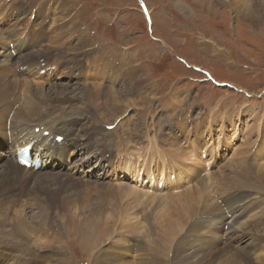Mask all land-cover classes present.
<instances>
[{
	"label": "bare ground",
	"instance_id": "bare-ground-1",
	"mask_svg": "<svg viewBox=\"0 0 264 264\" xmlns=\"http://www.w3.org/2000/svg\"><path fill=\"white\" fill-rule=\"evenodd\" d=\"M194 1L200 6L210 5L209 0ZM218 3L230 5L228 11L233 13L241 9L250 21L254 20L257 11L264 13V0H218ZM65 4L60 0L56 5L60 14L57 18H53V10L46 18L44 7L43 23L34 18L40 15V10L34 13L16 8V0H0V219L3 224L9 219L13 225L8 240H0V264L50 260L54 255L51 246L29 251L26 241L27 233H36V239H41L51 230L58 232L54 240L72 234L87 249H91L100 236L106 241L111 233L125 231L118 235L119 238L126 237L125 242H112L108 244V250L101 249L100 264H264V208L260 209L261 217L257 221L248 223L250 216L247 217L264 206V140L259 151L255 149L251 156L247 155L235 164L230 170L231 176H219L214 182L215 188L208 192L209 175L203 178L209 173L203 165L207 160L200 158L191 164L186 173L193 171L196 193L191 197L186 193L178 196V202L173 204L174 211L163 215L168 220H162L163 229L155 234L156 238L149 240L148 230L158 227L157 218L153 219L156 209L161 206L166 213L164 208L168 203L166 207L162 205L160 200L164 198L160 191L165 190L166 198L170 186L176 187L174 182L179 184L181 181L177 178L166 187L161 183L156 187L155 182L151 187L155 191L143 186L141 181L147 176L150 183L146 165L153 166L155 162L157 175L161 164L156 161L166 162L165 165L169 162L170 168L182 164L177 155L178 151L185 150L173 132L180 129L186 134L187 126L175 112L182 97L168 107L177 118L169 119L165 125L169 134L154 123H146L144 130L154 133V138L148 142L150 147L138 148L136 155L131 154L134 157L127 158L126 154L134 149L129 144L138 145L142 141L139 129L143 122L139 111L136 114L131 111V117L127 114L135 106L152 103L155 92L147 76L138 66L132 65V61L94 46L83 30L72 23V10L66 13ZM176 6L190 15L191 10L181 0L176 1ZM32 22L39 27L37 31L29 29ZM69 23L73 25L72 30L65 32ZM22 27L23 31L17 37L15 31ZM8 43H13L11 47L15 48L16 57L8 50ZM99 81L101 84H95ZM248 112L244 111V115L249 118L255 114L254 109L250 110L251 114ZM232 113L226 110L219 116L215 110L209 117L227 121V116L234 117ZM176 123L181 124L180 128L173 127ZM103 125H112V128L107 131ZM262 126L264 129V122ZM203 128L206 129L202 131ZM199 130L202 134L207 130L203 121L195 126L196 139ZM190 135L191 131L185 136L188 139ZM159 143L166 145V149H162L165 153L160 152ZM27 144L31 145L33 155L40 158L38 169L17 164V151ZM206 145L207 142L201 149ZM120 148L125 156L119 158L125 161L132 157L129 161L138 165L132 171L135 176L132 180L140 186V191L138 186L129 192L128 186H122L119 181L116 187L107 183L119 172H129L119 163L112 166ZM212 152L216 151L213 149ZM172 154L176 159H172ZM154 156L158 159L153 160ZM139 157L148 163L145 165ZM150 171L154 174L152 169ZM256 184L263 189L257 188ZM198 186L202 190L197 189ZM89 190L92 199L89 198L80 210L76 207L73 210V205L77 206L73 200H80L81 204L87 200L85 193ZM219 201L232 214L228 221ZM32 206L39 210L35 219L29 214L25 216ZM11 212L15 216H9ZM123 215H126L123 221H130L125 230L121 224L116 226ZM138 217L140 219L135 220ZM246 217V222L234 227ZM37 222H41V226ZM4 235L2 226L0 236ZM244 236L251 242L240 247L238 244ZM203 237L207 239L206 243Z\"/></svg>",
	"mask_w": 264,
	"mask_h": 264
},
{
	"label": "rangeland",
	"instance_id": "rangeland-1",
	"mask_svg": "<svg viewBox=\"0 0 264 264\" xmlns=\"http://www.w3.org/2000/svg\"><path fill=\"white\" fill-rule=\"evenodd\" d=\"M16 1L18 4L16 8H25L27 11H34V13L40 10L41 16L35 15L34 17L36 21L43 22L42 10L44 7V10L46 9V18L53 11L56 14H53V18H57L60 15L56 9V5L60 0ZM61 1L66 3L64 5V7H67L66 13L68 10H72V23L83 30L84 35L93 42L94 46L100 50H109L116 55H122V59L124 60L128 59V61H132V65L138 66L139 70L147 76V81L155 92L152 103L146 102L139 107L135 106L127 114V117H131V111L134 114L139 111L141 113L140 119L143 120L141 124L142 128L139 129V133L142 136L140 140L142 141L138 144L139 146L135 143H132L133 145L129 144L134 149L132 148L131 153L126 154L128 155L127 158L130 156L134 157L135 153L139 152L138 148L150 147L148 146V142L154 138V133L144 130L146 123H154L156 127H159H157L158 129L161 130L162 128L163 132L167 134H169V131L166 126L168 120L171 118L177 117L183 120L187 126V129H185L186 134L180 129L173 130L174 134L180 139L179 145L185 150V152L178 151L177 156L180 163H182L181 165L176 164L175 167L171 166L172 168H170L169 162H167L168 165H165L166 162L162 164L161 161H156L157 164H161L159 173L156 175L155 162L153 166L151 164L146 165L148 161L139 157L145 161L146 172L151 177L150 183L147 176H145L147 180L141 181V184L146 188L155 191L154 188H151L155 182L156 187L159 183L163 187H166L165 185L168 186V182L172 183L177 178H180L181 181L179 184L174 182L176 187L170 186L167 190L168 194H166V198L165 190L160 191L163 194L162 198H164L160 200L163 202L162 205L164 206L166 203L169 205L166 204L167 207L165 205L166 208L164 209L166 213H163V207L159 206L153 215V219L157 218L158 220V222L154 220V223L157 222L156 224L159 229L156 227L158 231L152 229L149 232L148 230V235L149 240L154 236L156 238V235L162 228L161 224L164 223H162V220L168 221L164 216L170 210L172 211L173 209L174 211L173 204L178 202V196H183L186 193V195L191 197L196 193L194 189V186L197 184L194 180L195 175L193 171L188 174L186 173L191 164H195L200 158L203 161L207 160L203 165L208 168L209 173L203 178L209 175L206 190L208 192L215 188L214 182L218 181L219 176H231L230 170L235 164L242 162L247 155L251 156L255 149L259 151L261 148L259 145L264 140V129L262 126V122H264V13L262 10L257 11L254 20L250 21L246 12H241V9H238V13L228 11L230 5H220L218 0H209L210 5H205L206 7L196 4L194 0H181L191 10L190 15H186L178 9L176 1L178 2L179 0ZM224 1L226 2V0ZM39 2L43 3L39 4ZM45 17L44 20L46 19ZM72 23L68 24L65 32L72 30ZM38 28L33 25V22L29 25V29L34 31H37ZM22 31L23 27L15 31L16 36L18 37ZM45 41H47V37ZM12 44L8 43V48H10L8 50L13 49L9 47ZM61 81L59 80V82ZM95 84H101V81ZM179 97H182V101L175 110V112H178V116H176L171 113L172 108L168 109V107L171 103L178 101ZM252 109H254V115L250 112ZM215 110L219 116L224 114L226 110H229L233 112L232 116L234 115V117L227 116V121L209 117L210 113ZM246 110L251 114V118L244 115V111ZM241 111H243V114ZM133 116L136 118L135 115ZM185 116L186 118L184 119ZM111 120H109V123H111ZM202 121L207 126V130L204 134L199 130L198 139H196L194 135L195 126ZM174 126L180 128L181 124L176 123ZM111 128L112 125L104 126V130L107 131H110ZM205 129L203 128L202 131ZM190 131L192 135L187 139L185 135H188ZM132 136H135V133ZM145 136L146 139H144ZM230 137L232 138L231 140L229 139ZM187 141L188 143H186ZM205 142L208 145L201 149V145L203 146ZM163 144L159 143L157 145L160 147V152L165 153L166 150L162 149H166V145ZM251 148L253 150L250 154ZM120 149L122 150V148ZM213 149L216 152H212ZM121 150L116 151L118 156L114 157L115 163L112 166L115 167L119 163L121 167H126L129 172H119V174L115 175V178L108 179L107 183L116 187L118 186L116 183L119 181L122 186L127 185L128 191L131 192V188L139 186L132 180V178H135L132 175V171H135V166L138 167V165L129 161L132 157L125 161L119 158V156H125L123 150ZM171 157L172 159H176L174 154ZM154 159H158V156H154ZM208 160L210 164H208ZM247 164L249 165V163ZM126 165H131L132 167L128 169ZM147 167L150 168L147 169ZM151 169L154 174H151ZM198 178L195 179L199 181ZM164 181H166V184L163 183ZM256 187L263 189L260 184H256ZM197 189L202 190L199 186ZM90 191L85 193L88 198L81 204H79L80 200H73V204L77 205H73V210L74 207L80 210L79 208L85 205L89 198L92 199ZM171 200H175L176 202H171ZM256 202L258 203V201ZM219 204L224 209L228 221L232 214L228 213V210L224 208V204L220 201ZM37 207L39 208L38 205ZM34 208L32 206V209L26 210L25 216L29 214L34 218L37 213L39 214L38 208ZM261 208H264V206L248 214L247 217L250 216L248 223L257 221L261 217ZM13 215L15 216L11 212L9 216ZM247 217L243 218V221L241 220L234 227L238 228L237 226L240 223L246 222ZM104 218L110 221L107 217ZM125 218L126 215L121 216V221L120 223L117 222L116 226L119 227L121 224L125 230V226L130 222L123 221ZM137 219L140 218L138 217L135 220ZM1 221L0 219V229L2 226L4 227L5 235L4 237L0 236V240L4 242L8 240L9 229L13 228V225L9 222V219L4 220V224ZM37 223L41 226V222ZM148 224L150 223L148 222ZM48 232L41 239H36V233H27L29 238L26 244L29 247V251H34L35 248L41 246H51L54 250V253L52 252V255H54L50 259L51 262L48 260L37 263L30 260L28 264L32 262V264H100L98 256L102 248L108 250L107 246L109 243L125 242V239H127L126 237L119 238L118 235L120 233H125V231L120 230V233H111L106 241L100 236L97 243L91 249H87L72 234L68 237L65 236L63 239L55 238L54 240L53 238L57 237L55 233L58 232L54 230ZM260 234L262 233L260 232ZM202 239L205 243L207 242L205 237ZM250 242L248 236H244L238 246L243 247L250 244ZM20 245L22 247V243Z\"/></svg>",
	"mask_w": 264,
	"mask_h": 264
}]
</instances>
